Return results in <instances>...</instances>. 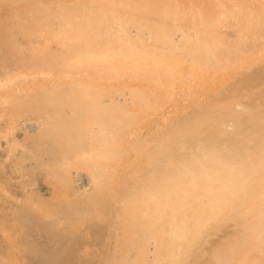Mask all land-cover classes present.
I'll return each instance as SVG.
<instances>
[{
    "label": "bare ground",
    "instance_id": "obj_1",
    "mask_svg": "<svg viewBox=\"0 0 264 264\" xmlns=\"http://www.w3.org/2000/svg\"><path fill=\"white\" fill-rule=\"evenodd\" d=\"M0 36V264H264V0H0Z\"/></svg>",
    "mask_w": 264,
    "mask_h": 264
},
{
    "label": "rangeland",
    "instance_id": "obj_2",
    "mask_svg": "<svg viewBox=\"0 0 264 264\" xmlns=\"http://www.w3.org/2000/svg\"><path fill=\"white\" fill-rule=\"evenodd\" d=\"M0 37H1V36H0ZM4 38H5V37H4ZM4 38H3V36H2L3 42L7 43V38H5V39H4ZM4 40H5V41H4ZM0 42H2V40H0ZM3 42H2L1 44L5 45ZM0 46H2V45H0ZM8 52H9L10 56L7 55ZM1 53L3 54V57L5 56L3 60H6V59H8V58L10 57V59L7 60L10 64L13 63V61H15V59H17L16 54H15L14 52H12L10 49H7V48L2 47V48H0V55H2ZM11 58H12V59H11ZM25 58L28 60V62H31L30 60H32V58H34V57L31 56V58L29 59V56L25 55ZM3 60H2V56H1V58H0V63H1V64L8 63L7 61L5 62V61H3ZM15 62H16V61H15ZM15 62H14V63H15ZM12 65H14V64H12ZM7 78H9V79H7V82L5 81V82L1 83V86L4 85V87H5V84H6V83H8L7 85H14V83H16V84L18 83V82H15V81H14L15 78H14L13 76H9V77H7ZM13 82H14V83H13ZM19 84H20V83H19ZM7 85H6V86H7ZM20 85H21V84H20ZM1 86H0V87H1ZM95 88H96V89H95ZM2 89H3V88H2ZM2 89H1V90H2ZM86 89H89V90H90V89H91V90H100V91H102V90H104V86H100V87H99V86H87ZM3 105H4V104H2V107L4 108V111L6 110L5 113H4V115L7 116L6 113L8 114V112H10L11 109H12L13 107L9 106L10 104L8 105V103L5 104V106H3ZM7 105H8L9 107H11L10 109H9V107H8V109H9L10 111H8V109H6V108H7V107H6ZM11 105H13V104H11ZM15 106H19V105H18V104H14V107H15ZM0 107H1V105H0ZM2 107L0 108V109H1V110H0V117L3 115V112H4V111L2 110ZM1 111H2V112H1ZM7 111H8V112H7ZM11 112H12V111H11ZM11 112H10V113H11ZM1 114H2V115H1ZM18 115H19V114H18ZM21 115L24 116L23 114H21ZM5 116H4V118H5ZM22 116H20V117H22ZM143 117H144V116H143ZM2 119H3V116H2ZM20 119H21V118H20ZM23 119H24V117H23ZM23 119H22V120H23ZM26 119H27V118H26ZM144 119H145V118H144ZM144 119H142V120H144ZM27 120H28V119H27ZM0 121H1V119H0ZM19 121H20V122H18V123H19L20 125H21V122H23V124H25L24 126H25V127H26V126L28 127V125H26V123H25L26 121H25V122H24V121H21V120H19ZM140 122H141V121H140ZM0 123H1V122H0ZM1 124H3V120H2V123H1ZM1 124H0V125H1ZM14 124H15V123H14ZM16 124H17V123H16ZM16 124H15V125H16ZM16 127H17V129H16ZM16 127H15V129L19 131V129H22V128H23V125H22V128H21V126H19V129H18V125H16ZM25 127H24V128H25ZM3 148H4V147H2V149H3ZM43 149H44V148H43ZM46 149H47V147L45 148V150H46ZM63 151H64V150H63ZM69 151H70V153H71V150H69ZM67 152H68V150H67ZM44 153H45V152H44ZM64 153H66V151H65ZM56 154H57V153H56ZM65 155H66V156H70V154L67 155V153H66ZM72 155H73V152H72ZM43 156L46 157L47 155L44 154ZM43 156H42V157H43ZM58 156H62V155L58 153ZM44 159H45V158H44ZM39 160H40V159L38 158V159L35 160L34 162L37 163ZM41 160H42V159H41ZM57 160H58V158H56V162H57ZM73 160H75V158H74ZM73 160H71V162H73V163L76 162L75 165H73L74 167H76V169H80V168H83V169H84V167H81L82 164H83L81 161H79V163L81 162L82 164H81V166H79V165H78V164H79V163H78V160H77V161H73ZM24 161H26V159L22 160V162H23V163H22L23 166L25 165V162H24ZM34 162H33L32 165H31V163H30V165H29L28 162H27L26 164H28L29 167H31V166L34 167V166H36V165H34V164H35ZM40 162H42V161H39V162H38L39 165L42 164V163H40ZM69 162H70V160H69L68 163H67L68 165H72V164H73V163H71V162L69 163ZM38 163H37V166H39ZM28 165H25L26 167L24 166V167H25V170H28V169H26V168L28 167ZM77 165H78L79 167H78ZM23 166H22V169L24 168ZM37 166H36V168H38ZM83 166H84V165H83ZM80 171L84 172V171L81 170V169H80L79 171L77 170V171H76V175L74 174V176H75V178H77L76 181H78L80 184H82V183L85 184V183H86V181H85L86 177H85V178L83 177L85 174H82V172H80ZM24 172H26V171H24ZM80 174H81V175H80ZM47 175H48V173H47ZM49 175L51 176L52 173H49ZM50 176H48L47 178H52V177H53V176H52V177H50ZM38 177H39V176H38ZM37 179H40V181L43 180V179H41V177H40V178H37ZM52 179H53V178H52ZM79 179H81V180L79 181ZM86 180H87V179H86ZM43 181H44V180H43ZM44 182H45V181H44ZM44 182H43V183H44ZM41 183H42V182H41ZM43 183H42V184H43ZM40 185H41V184H40ZM41 187H42V189L44 190V188H43L44 186L42 185ZM247 232H248V231H247ZM247 232H246V233H247ZM246 233H244V234H243L244 236H242V238H243V242L241 241V245H244V244H245L244 246H242L243 251H241L242 249H240V248H241V245H240V247H238V248H239V250L241 251V253L237 251V253H235L236 256H237V254H239V253H240L239 255L242 254V256H243V252H245L244 249H246V248H247L248 250H251V249H252L253 252L256 251V250H254V248L257 247L256 245H257V243H258L259 241L256 240L255 237L251 236V235L249 234V232L247 233V235H246ZM248 234H249V235H248ZM239 235H240V233L238 234V236H239ZM247 236H248L249 238H248ZM240 238H241V236H240ZM247 239H248V240H247ZM253 239H254V240H253ZM245 240H246L247 242H248V241L250 242V240H251V241L253 240L252 245H251V243H249V242H248V244H250L251 246L254 245V247L252 248L250 245L247 244L248 247L250 248V249H249V248L246 246V243H247V242H246ZM255 240H256V241H255ZM245 242H246V243H245ZM254 242H256V244H254ZM243 243H244V244H243ZM260 243H261V241L258 243L259 246H260V245H263V242H262V244H260ZM244 247H246V248H244ZM263 248H264V247L261 246V252H260V247H259V248H256L258 252H254V253H257V254H254V253H253L255 256H254L252 253H250V251H248L246 254H249V255L252 254V256H254V258H255L256 256L258 257L259 255L261 256L262 254H264V252H262V251H263ZM247 249H246V251H247ZM237 250H238V249H237ZM252 250H251V252H252ZM259 252H260V254L258 255ZM246 254H245V258L247 259L248 256H247ZM236 256H234V257L236 258ZM246 256H247V257H246ZM252 256H251V258H253ZM262 256H263V255H262ZM243 257H244V256H243ZM243 257H242V259L245 260V258H243ZM257 257H256V258H257ZM263 257H264V256H263ZM235 258H234V259H235ZM238 258H239V260H240L241 256H239ZM238 258H236V259L238 260ZM261 258H262V257H261ZM237 260H236V261H237ZM239 260H238V261H239ZM241 261H242V260H241Z\"/></svg>",
    "mask_w": 264,
    "mask_h": 264
}]
</instances>
